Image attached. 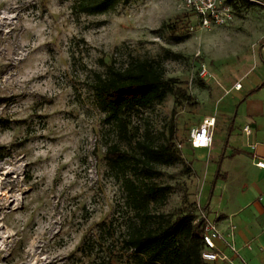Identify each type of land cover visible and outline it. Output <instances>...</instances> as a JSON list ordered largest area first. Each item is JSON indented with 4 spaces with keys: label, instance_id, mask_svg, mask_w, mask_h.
<instances>
[{
    "label": "rangeland",
    "instance_id": "374dc122",
    "mask_svg": "<svg viewBox=\"0 0 264 264\" xmlns=\"http://www.w3.org/2000/svg\"><path fill=\"white\" fill-rule=\"evenodd\" d=\"M232 1L234 20L220 26L205 25L180 0H133L101 15L74 14V0H0V264H97L120 252L135 211L105 159L114 143L138 155L140 143L172 145L179 155L148 179L136 169L138 183L170 188L151 204L152 225L182 215L208 220V160L191 132L224 111L229 101L212 103L242 72L264 95V7ZM133 59L160 62L191 100L168 95L134 113L127 144L105 122L92 84L96 72ZM203 65L212 74L206 80ZM216 128L220 144L226 128ZM129 257L111 264H135Z\"/></svg>",
    "mask_w": 264,
    "mask_h": 264
},
{
    "label": "trees",
    "instance_id": "16d2710c",
    "mask_svg": "<svg viewBox=\"0 0 264 264\" xmlns=\"http://www.w3.org/2000/svg\"><path fill=\"white\" fill-rule=\"evenodd\" d=\"M131 1L74 0L72 11L76 15H101L113 12L119 5H128ZM227 3L234 5L232 0ZM177 84V80L166 78V70L160 62L133 59L124 68L110 65L104 73L96 72L92 89L100 110L105 113V122L122 141L132 144L130 136L134 113L162 103L168 95H177L178 99L189 104L191 97L183 88H177ZM174 134L172 128L170 144L174 143ZM140 145L143 154L139 155L124 149L119 143L107 146L105 159L116 176H122L126 203L135 214L125 222L120 252H105L101 261L96 263L111 264L118 255L127 253L135 264H209L202 258L205 218L182 215L157 226L150 223L153 219L150 213L152 202L162 203L168 197L170 188L150 184L144 179L141 184L138 183L134 179L138 174L136 169L145 168L148 179L157 173V165L174 164L179 160V155L172 150V145L158 148ZM85 243L80 249L82 252L87 250ZM85 253L90 260L96 259L92 252Z\"/></svg>",
    "mask_w": 264,
    "mask_h": 264
},
{
    "label": "crops",
    "instance_id": "0c3cea01",
    "mask_svg": "<svg viewBox=\"0 0 264 264\" xmlns=\"http://www.w3.org/2000/svg\"><path fill=\"white\" fill-rule=\"evenodd\" d=\"M249 1L264 7V0ZM240 75L224 87L226 97L222 94L212 103L216 107L229 101L224 111L207 117L215 118V127L226 128L221 143L215 141V130L210 149H195L208 160V221L222 233L217 249L227 258L214 264H264V169L257 166L264 162V95L244 84L248 72ZM237 83L240 90L235 89ZM261 84L264 87V75Z\"/></svg>",
    "mask_w": 264,
    "mask_h": 264
},
{
    "label": "built area",
    "instance_id": "2783aa9c",
    "mask_svg": "<svg viewBox=\"0 0 264 264\" xmlns=\"http://www.w3.org/2000/svg\"><path fill=\"white\" fill-rule=\"evenodd\" d=\"M188 9L193 11L205 25H227L234 20V9L226 0H180ZM264 61V48H263ZM200 77L203 80L212 77L208 68L200 67ZM241 83L235 84V89L240 90ZM215 118H206L201 126L191 132V141L195 149H210L214 144ZM245 131L250 133V128ZM258 167L264 169V162H259ZM205 232L203 236L204 250L202 258L205 262L214 263L219 260L226 261L225 256H221L217 249V242L223 240V235L218 227L206 219ZM235 250L234 248H232Z\"/></svg>",
    "mask_w": 264,
    "mask_h": 264
}]
</instances>
